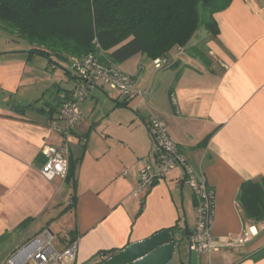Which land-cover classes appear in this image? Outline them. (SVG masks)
I'll list each match as a JSON object with an SVG mask.
<instances>
[{"label": "crops", "instance_id": "1", "mask_svg": "<svg viewBox=\"0 0 264 264\" xmlns=\"http://www.w3.org/2000/svg\"><path fill=\"white\" fill-rule=\"evenodd\" d=\"M214 19L218 33L207 39L202 59L187 53L194 39L169 53L171 79L164 80L145 55L119 65L136 78L135 90L150 91L149 98L127 101L104 92L108 97L100 99L105 89L90 92L70 138V180L42 175L41 150L63 145L50 121L58 116L60 96L72 87L58 85L56 110L47 101L37 107L30 88L44 97L51 62L36 72L39 55H31L27 42L13 58L0 49V263L45 229L55 234L60 252L77 239L76 264L173 229L177 249L171 263L193 264L190 250L188 263L182 260L176 237L180 231L189 249L187 233L196 224L184 169L169 172L145 197L134 195L140 171L155 163L145 126L155 116L215 193L211 232L219 250L196 255L195 264H264V220H246L238 200L244 183L264 179V0H231ZM245 234L248 241L237 244Z\"/></svg>", "mask_w": 264, "mask_h": 264}, {"label": "trees", "instance_id": "2", "mask_svg": "<svg viewBox=\"0 0 264 264\" xmlns=\"http://www.w3.org/2000/svg\"><path fill=\"white\" fill-rule=\"evenodd\" d=\"M230 3L231 0H0V25L7 33L16 31L31 46V55L51 63L58 58L67 63V71L72 73L68 69L71 58L100 51L117 65L137 55L152 60L168 57L174 49L187 47L201 27L216 35L214 16ZM51 109L56 110L53 105ZM74 171L70 162L67 180L74 177ZM238 200L246 220H264V179L244 183ZM113 254L114 251L104 253Z\"/></svg>", "mask_w": 264, "mask_h": 264}, {"label": "built area", "instance_id": "3", "mask_svg": "<svg viewBox=\"0 0 264 264\" xmlns=\"http://www.w3.org/2000/svg\"><path fill=\"white\" fill-rule=\"evenodd\" d=\"M95 46L100 50L98 42ZM156 70L173 66L169 57L155 59ZM69 71L74 73V86L60 96V108L56 119L50 121L52 130L59 133L63 139L61 148L44 146L41 154L45 164L41 170L49 180L55 177L66 179L71 160L70 138L74 128L81 122L82 103L94 89L100 88L115 92L127 101L150 96L148 89L135 90L136 78L124 73L119 65L113 63L103 52L91 53L82 58H71ZM145 126L153 143L155 163L150 162L144 167L138 177V186L134 191L136 197L143 198L166 175L176 168H183L185 181L193 190L196 203V224L188 235L191 254L201 256L219 250V245L212 236L211 228L214 217L215 193L205 180L202 172L196 170L187 157L180 152L179 147L169 137L166 123L159 117H149ZM83 144L86 140H82ZM64 237H68L64 234ZM248 241V235L239 237L236 241L241 245ZM78 241L70 239L67 247L58 251L55 246V234L50 229L43 230L36 237L19 244L14 251L0 264H76ZM109 256H102L99 264H106Z\"/></svg>", "mask_w": 264, "mask_h": 264}, {"label": "rangeland", "instance_id": "4", "mask_svg": "<svg viewBox=\"0 0 264 264\" xmlns=\"http://www.w3.org/2000/svg\"><path fill=\"white\" fill-rule=\"evenodd\" d=\"M201 12L203 13V9L201 8ZM4 25H0V49L1 50H5V51H9L7 52V54L5 55V57H16L17 55H14V52H20L18 50H23L25 49V40H23L22 38H20L19 34L16 31H9L8 33L4 31ZM4 32V33H1ZM211 36H214L212 31H206L203 27L200 28V30L197 32V35L194 38V46L192 47H188L189 51L187 52L188 54H193L194 56L196 55L197 57L199 56L202 59V55L204 56V53H206V41L208 38H210ZM192 48V49H191ZM183 48H179V51H183ZM5 53V52H4ZM16 54V53H15ZM40 60H37L35 62V69L36 72H38L41 68L42 65L48 66L50 64L49 60H47L46 58H42V56H39ZM55 63H51L50 66L51 68H54L53 70H50L48 73L51 76V85L49 84V87L44 89V97L43 94L41 92L40 95H38L36 92L37 90H35L34 88H30L32 91V96H35L34 101L37 103V107H42L44 101L50 102L51 105L54 104L55 99L57 97V90L56 88L58 87V85H61V87L64 88H71L74 86V80L72 81V78H70V75H68L67 72V63L61 61L58 58H53ZM154 61V60H153ZM175 68L172 66H169L168 68L162 69V70H156L158 71L159 74H162L163 79L165 80L168 76L171 79L172 72ZM44 71V70H43ZM38 76V73H36ZM36 76V77H37ZM74 76V73H73ZM36 77H34L36 79ZM42 77V76H40ZM37 81L39 80V77H37ZM69 92V91H68ZM104 92H110L109 97H112V95H116L115 93L111 92V91H107V90H102L100 93L98 92V94L100 95L99 98H107L108 96L104 93ZM94 95H96L97 93H93ZM60 101V99H59ZM82 108V105H81ZM83 118V115H82ZM52 232V231H51ZM53 233V232H52ZM54 234V233H53ZM65 232H63L61 234L62 238H66L64 237ZM69 234V233H68ZM56 237V236H55ZM176 237L178 239L179 242V252H180V256L182 258V260L184 262L188 263L189 260V249L187 246V242L186 239L184 237V235L180 232L177 231L176 233ZM75 239V238H72ZM77 240V239H76ZM55 244L57 246L58 244V240L56 241L55 238ZM56 249H58L56 247ZM103 256V255H102ZM111 256V255H110ZM196 255H193V264L196 263ZM100 263V259H94L92 261H90L89 263L86 264H99ZM171 264H175L174 262H172Z\"/></svg>", "mask_w": 264, "mask_h": 264}, {"label": "water", "instance_id": "5", "mask_svg": "<svg viewBox=\"0 0 264 264\" xmlns=\"http://www.w3.org/2000/svg\"><path fill=\"white\" fill-rule=\"evenodd\" d=\"M176 249L173 233L165 230L109 256L106 264H170Z\"/></svg>", "mask_w": 264, "mask_h": 264}]
</instances>
